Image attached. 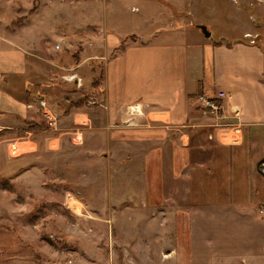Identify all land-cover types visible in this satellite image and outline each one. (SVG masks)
Wrapping results in <instances>:
<instances>
[{
	"label": "rangeland",
	"instance_id": "1",
	"mask_svg": "<svg viewBox=\"0 0 264 264\" xmlns=\"http://www.w3.org/2000/svg\"><path fill=\"white\" fill-rule=\"evenodd\" d=\"M104 2L0 0V49L14 48L23 39L29 44L44 39L49 51H54L52 58L60 57L70 65L82 57L87 65L78 74L71 68L59 70L58 80L66 84L55 95L63 91L72 99H90L88 104L93 106L90 128L62 120L64 115L44 99L55 117L52 121L42 117L40 105L37 121L0 112V264H251L241 254L247 238L235 247L240 259L229 260L234 257L229 254L233 237H250L256 230H246L248 236H243L242 213L236 217L222 209L230 202L224 196L230 182L223 149L214 151L218 156L213 163L210 152L196 147L198 133H190L189 164L181 171L186 182L173 175L181 167L171 168L169 161L139 162L150 151L148 142L126 147L121 134L112 149L105 147L109 140L99 130L101 107L95 102L108 59L97 40ZM173 8L150 13L156 16L153 24L146 14L149 22L143 30L166 21L161 20L163 13L173 16ZM88 19L97 25H90ZM263 24L254 23L253 37L258 40ZM227 25L228 21L222 22L216 32H227ZM42 55L49 57L48 50ZM47 68L41 66L37 77L43 83L54 80L49 74L55 72H46ZM71 75L79 77V85L72 84ZM11 91L18 93L15 88ZM3 96L0 93V99ZM225 137L224 142L231 139ZM133 140L137 141L129 138ZM10 142H21V151L10 153ZM158 208L166 213H155ZM173 254L187 256L188 261H175Z\"/></svg>",
	"mask_w": 264,
	"mask_h": 264
},
{
	"label": "crops",
	"instance_id": "2",
	"mask_svg": "<svg viewBox=\"0 0 264 264\" xmlns=\"http://www.w3.org/2000/svg\"><path fill=\"white\" fill-rule=\"evenodd\" d=\"M104 3L103 25L98 28L97 40L108 59L95 102L101 107H98L99 130L109 140L105 147L112 149L121 134L126 147L148 142L150 153L141 155L139 162L169 161L167 165L171 168L181 167L179 174L174 169L173 175L186 182L188 179L181 171L189 164L190 133H198L200 142L197 141L196 147L210 152L213 163L218 156L214 151L223 149L227 153L225 165L230 182L224 196L230 202L222 209L235 211L238 215L228 214L236 217L242 213L245 220L241 223L246 227L243 236L246 230H256V235L250 237L240 234L233 237L229 254L234 257L229 260L240 259L242 254L247 263L264 262V175L260 167L264 160V33L259 35V40L253 37L257 34L254 23H264V0H105ZM168 6L175 7L171 9L175 12L173 16L161 14V20L166 18V21L155 23L145 32L149 20L153 24L156 19L150 13H159ZM88 20L90 25L95 23ZM224 21H228L227 32L217 33L216 27ZM231 22L241 28L235 29ZM198 25H205L209 36ZM35 41L29 44L23 39L14 48L0 49L3 89L0 93L4 94L0 112L37 121L38 101L44 99L51 107L58 108L57 114L64 115L62 120L66 118L74 125L89 127L93 112V106L88 104L90 99H72L63 91L55 95L66 84L58 80L62 75L59 70L71 68V72L78 74L87 63L82 57L70 65L60 57L52 58L54 51H49L48 41ZM46 50L49 57L42 55ZM41 66L48 67L46 72L49 69L55 72L49 74L54 80L43 83L37 78ZM72 84L75 85L73 81ZM12 88L18 93L11 91ZM218 91H223L225 96L217 98ZM206 99H216L219 109L207 107ZM134 105L139 106V112L129 113L128 109ZM134 122L138 125H132ZM73 124L72 128H78ZM233 127L239 128L236 133L239 140L234 143L226 139L232 138ZM223 133H227L222 137L228 142L222 139ZM184 196L187 198V193ZM173 210L176 212L177 208ZM159 211L161 208L155 213ZM244 238H247L243 241L245 253L239 254L235 247ZM172 256L175 261H188L187 256L184 259ZM196 260L200 259L196 257Z\"/></svg>",
	"mask_w": 264,
	"mask_h": 264
},
{
	"label": "built area",
	"instance_id": "3",
	"mask_svg": "<svg viewBox=\"0 0 264 264\" xmlns=\"http://www.w3.org/2000/svg\"><path fill=\"white\" fill-rule=\"evenodd\" d=\"M71 81H73L74 83H77V85H79V83H80V79L76 75H71ZM216 96H217V98H222L225 96V94L223 91H218ZM205 103H206L207 107L214 109L216 111L220 107V104L216 101V99H206ZM39 105L41 106V115L44 119H48L51 121L55 119L53 113L50 111L49 108H47L46 102L44 100L40 99ZM137 107H138V109H137ZM128 111H129V113H132V112L138 113L139 112V106H137V105L131 106L128 109ZM232 129H233L232 131L234 133H237L239 131L238 127H233ZM231 136H232V138H231L232 143L237 142L239 140V137L237 135H231ZM18 143H21V142H10L8 144V150L10 153L17 154L21 151L20 147H19L20 145H18ZM260 167H261V172L264 175V160L260 162Z\"/></svg>",
	"mask_w": 264,
	"mask_h": 264
},
{
	"label": "water",
	"instance_id": "4",
	"mask_svg": "<svg viewBox=\"0 0 264 264\" xmlns=\"http://www.w3.org/2000/svg\"><path fill=\"white\" fill-rule=\"evenodd\" d=\"M198 27L201 29V31L203 32V34L207 37L209 36V31L206 29L205 25H198Z\"/></svg>",
	"mask_w": 264,
	"mask_h": 264
},
{
	"label": "bare ground",
	"instance_id": "5",
	"mask_svg": "<svg viewBox=\"0 0 264 264\" xmlns=\"http://www.w3.org/2000/svg\"><path fill=\"white\" fill-rule=\"evenodd\" d=\"M137 109H138V107H137ZM18 145H21L20 143H18ZM15 146V145H14ZM75 201H77V200H75Z\"/></svg>",
	"mask_w": 264,
	"mask_h": 264
},
{
	"label": "trees",
	"instance_id": "6",
	"mask_svg": "<svg viewBox=\"0 0 264 264\" xmlns=\"http://www.w3.org/2000/svg\"><path fill=\"white\" fill-rule=\"evenodd\" d=\"M3 130V129H2ZM26 130V129H25Z\"/></svg>",
	"mask_w": 264,
	"mask_h": 264
}]
</instances>
